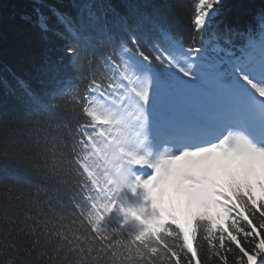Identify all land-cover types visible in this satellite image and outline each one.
<instances>
[{"label":"snow or ice","instance_id":"6c2138e0","mask_svg":"<svg viewBox=\"0 0 264 264\" xmlns=\"http://www.w3.org/2000/svg\"><path fill=\"white\" fill-rule=\"evenodd\" d=\"M95 8L22 17L63 43L17 80L31 143L0 138L24 168L3 169L0 264H264V7L241 28L192 0L187 37L156 5L116 31Z\"/></svg>","mask_w":264,"mask_h":264},{"label":"trees","instance_id":"16d2710c","mask_svg":"<svg viewBox=\"0 0 264 264\" xmlns=\"http://www.w3.org/2000/svg\"><path fill=\"white\" fill-rule=\"evenodd\" d=\"M33 2L34 0H0V138L7 135L10 149L15 148L17 151L25 148V141L31 143V124L17 99L21 95L17 80L35 86L36 70L45 55L55 59L60 55L58 46L63 43L55 38L46 42L34 24L22 18L24 14L32 13ZM49 2L66 7L70 0ZM93 3L98 15L107 14L109 25L114 31L119 29L122 17H128L129 23L132 22L129 5L138 3L159 6L169 21L179 26L178 30L185 37L190 31L192 0H93ZM224 3L226 22L241 28L247 25L254 12L264 7V0H224ZM112 8H115L114 12ZM148 10L151 11V8ZM3 169L16 174L24 172V168L17 165L15 160H6L0 156V186L11 183ZM28 172L33 184L43 183L37 169L28 168Z\"/></svg>","mask_w":264,"mask_h":264},{"label":"rangeland","instance_id":"374dc122","mask_svg":"<svg viewBox=\"0 0 264 264\" xmlns=\"http://www.w3.org/2000/svg\"><path fill=\"white\" fill-rule=\"evenodd\" d=\"M254 192L257 196H259V189H254Z\"/></svg>","mask_w":264,"mask_h":264}]
</instances>
